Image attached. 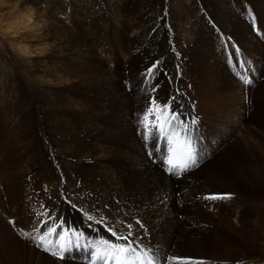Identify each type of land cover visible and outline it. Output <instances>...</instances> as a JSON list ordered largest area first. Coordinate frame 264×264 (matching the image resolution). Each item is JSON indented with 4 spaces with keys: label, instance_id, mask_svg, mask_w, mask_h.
Wrapping results in <instances>:
<instances>
[{
    "label": "bare ground",
    "instance_id": "bare-ground-1",
    "mask_svg": "<svg viewBox=\"0 0 264 264\" xmlns=\"http://www.w3.org/2000/svg\"><path fill=\"white\" fill-rule=\"evenodd\" d=\"M15 1L4 17L9 32L33 19L32 9L25 5L30 0H23L22 8ZM110 3L112 23L81 25L75 28L76 35L63 23L62 33H50L54 45L50 46L56 53L46 58L45 72L50 69L49 83L63 85L44 89L45 116L49 138L58 135L60 150L37 157L61 163L59 168L46 166V172L48 181L61 190L55 204L60 206L56 208L63 226L83 233L79 242L84 244L85 237L115 240L103 224L90 222L87 215L105 217L108 226L115 225L118 232L127 231L123 221L136 230L140 227L136 234H151L149 243L131 237L141 255L158 250L157 261L168 264H226L222 257L204 254L208 248L204 235L213 231L207 221L218 219L232 228V213L242 212L243 200L205 197L224 195L219 188L228 185L238 188L239 177L233 174L238 167L242 168L238 175L264 184V116L262 122L252 119L264 115V102L250 106L254 98L258 104L260 100L252 96L253 89L264 90V80L260 82L264 76V0ZM252 9L259 14L262 27L254 22ZM150 97L160 104L171 101L172 110H179L181 119L189 122L191 139L204 156L199 167L179 177L168 175L162 163L166 148L158 152L154 140L146 144L142 130L141 138L136 137ZM232 138L237 141L234 152L227 149ZM220 149H226V164H217ZM177 192H182L178 201ZM178 214L182 220L176 218ZM246 224L252 226L251 221ZM64 234L65 243L75 241L70 232ZM54 244L59 251L57 240ZM78 253L82 252L69 250L65 259L55 260L40 252L36 264H82Z\"/></svg>",
    "mask_w": 264,
    "mask_h": 264
},
{
    "label": "rangeland",
    "instance_id": "rangeland-1",
    "mask_svg": "<svg viewBox=\"0 0 264 264\" xmlns=\"http://www.w3.org/2000/svg\"><path fill=\"white\" fill-rule=\"evenodd\" d=\"M18 1H20L19 7L22 8L23 0ZM14 2L17 1L0 0V22L2 20V26L7 23L4 17L6 18ZM109 4L112 5L110 0H30L25 5L32 9L33 19L31 23L24 24L10 32L6 31V26H0V264H36L37 253L40 252L46 254L45 256L48 255V258L57 260L50 253L43 252V245L37 246L40 243L39 237L45 229L49 225L55 226L57 222L63 220L61 212L57 211L56 208L60 207L57 206V203H59L61 190L60 187L58 188L56 184H53L54 182L48 181V170L46 169V166L59 168L61 163L52 162L48 157V162L46 158L44 160L37 157L42 154L59 153L60 150L57 141L58 135L55 134L53 140L49 138L48 117L45 116L47 115L48 100L47 92H44V89L48 85L54 87L63 85L55 84L53 81L49 83L51 78L47 73H50V69L45 72L46 58L51 52L55 51L56 53V50L50 46L53 45L50 33L55 31L62 33V27L66 23L72 28L75 35L77 30L75 28L81 25L112 23L114 19ZM254 11L252 9L250 14L254 16V22L257 23L258 21V26L262 27L259 14ZM117 13L122 14L120 10ZM255 32L262 34L259 30ZM40 70L43 71V75ZM262 80H264V76H261L260 82ZM242 82L244 81L242 80ZM253 90L252 96L257 95V100L259 98L260 100L258 104V101L255 102L256 98L252 97L254 100L250 106L256 107L264 102V90L261 87H256ZM255 103L256 105H254ZM259 114L261 116L257 115L258 118L252 116L255 122H262L264 115L263 113ZM135 134L136 137L141 138V129L137 130ZM232 140L227 149L234 152L237 141L235 138ZM147 148L149 147L147 146ZM225 150L220 149L218 151L222 154L217 164H226V157L223 154L226 153ZM243 164L246 165L244 162ZM154 165L157 164L154 163ZM253 166L257 167V164L255 163ZM245 169L246 167L244 172ZM241 171L242 168L238 167L233 173L236 175V179L239 177L237 179L238 188H232L233 185L231 187L228 185L227 188L225 187L226 189L223 187L219 190L224 192L223 194H231V198L238 197L234 198L238 203L242 202V212L232 213V228L223 225L218 219L207 221L214 229L211 227L212 234L204 235L203 241L205 243H202L208 247L207 250H204V254L206 257H222L226 259V264H239L237 261L241 257L242 264H264V184L258 180H256L257 182L252 181L248 175H238ZM175 188L176 191L179 189L177 184ZM179 194L182 192L175 193L177 201ZM240 200L243 201L240 202ZM56 201L58 202L55 204ZM180 206L183 208V204ZM176 218L178 220L183 219L181 214L176 215ZM239 220L240 222H238ZM246 220L251 221V227L246 224L250 221L247 222ZM46 223L48 227L43 229V225ZM204 224L202 223V225ZM203 227L205 228V226L200 228L203 229ZM253 227L258 233L252 232ZM138 230L132 229L135 238L149 243L151 234L139 231L140 236L136 234ZM60 231V228L57 227L56 233H60ZM55 240H57L56 234L47 236L46 243H48L50 250H54ZM74 251L70 250V253ZM158 252V250L153 251L155 256ZM78 254L80 255L78 261L83 262L82 264H88L87 254ZM207 259L210 262L213 260V258Z\"/></svg>",
    "mask_w": 264,
    "mask_h": 264
},
{
    "label": "snow or ice",
    "instance_id": "snow-or-ice-1",
    "mask_svg": "<svg viewBox=\"0 0 264 264\" xmlns=\"http://www.w3.org/2000/svg\"><path fill=\"white\" fill-rule=\"evenodd\" d=\"M245 83H251L245 80ZM172 99H175L173 97ZM179 110L173 111L171 101L166 104H160L155 97H150L148 104L139 119V127L142 130L145 143L155 141V150L161 151L162 146L166 148L163 153L164 159L162 163L165 165V171L168 175L179 177L183 172H186L194 167H199L204 156L195 148V144L191 139L190 124L184 119H181ZM191 123H195L193 120ZM151 155V153H149ZM206 200H226L231 199V194L213 195L205 197ZM87 220L96 224H103L105 229L115 237V240L108 238L97 237L89 240L85 237L84 244H80V237L83 233L78 230L66 229L63 222H57L55 226L49 225L45 229V233L39 237L40 243L43 245V251L50 253L51 256L63 260L65 254L69 250H80L87 254L88 264H168V261L159 262L154 253L145 251L143 255L138 252V246L131 239L133 236V225L121 221L127 231H117L115 225L108 226L105 217L96 218L92 215H87ZM136 224H140L137 220ZM60 228V233H56V228ZM142 227V225H141ZM70 232L75 241L69 240L65 243V234ZM56 234L59 244V251L50 250L46 243L47 236ZM27 235V234H25ZM124 241L125 243H121ZM196 264H204L203 261Z\"/></svg>",
    "mask_w": 264,
    "mask_h": 264
}]
</instances>
